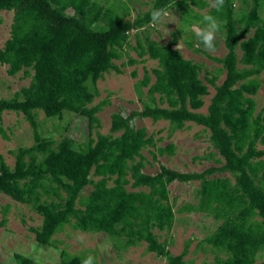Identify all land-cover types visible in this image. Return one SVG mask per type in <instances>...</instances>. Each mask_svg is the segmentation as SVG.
I'll return each mask as SVG.
<instances>
[{
  "label": "trees",
  "instance_id": "1",
  "mask_svg": "<svg viewBox=\"0 0 264 264\" xmlns=\"http://www.w3.org/2000/svg\"><path fill=\"white\" fill-rule=\"evenodd\" d=\"M263 3L225 0L219 13L208 7L206 13L222 24L226 49L220 57L205 54L220 64L223 78L217 84L216 74L207 76L204 71L203 82L202 65L172 48L175 33L165 43L147 33L153 7L179 6L182 22L188 25L203 16L190 5L203 8V0H151L146 10L131 19L124 18L125 7L119 14L105 6L106 0H0V12H12L8 36L0 45V64L6 65L10 76L21 71L29 77L13 97L0 98V114L21 112L33 141L10 151L11 167L0 155V194L40 217L38 226L27 227L36 243L56 247L53 235L69 224L84 233H105L114 247L123 250L143 241L144 251L164 258V264H189L183 258L187 242L173 255L152 230L168 232L172 225L174 210L167 186L173 181H197V204L186 209L219 220L202 239L224 254L216 261L264 264L254 260L264 249V102L255 111L252 97L259 86L257 75L264 71ZM126 49H132L136 58L127 56ZM122 55L126 60L121 66L154 60L152 81L145 71L135 84L139 110L125 116L111 113L108 132L90 136L92 125L98 124L95 113L108 103L101 100L88 106L97 95L96 81L110 70L120 73L113 61ZM130 75L134 77L136 71ZM209 86L213 93L205 112H200ZM37 110L51 122L61 120L64 111L85 118V141L65 136L55 140L39 133L33 112ZM133 118L166 120L169 133L185 122L201 125L222 163L199 172L176 171L162 164L153 174L141 171L145 162L141 150L154 146V140L143 127L131 125ZM171 148L168 144L158 149L171 153ZM223 172L232 183L227 176L210 177ZM84 187H89L86 194L81 193ZM8 209V204L0 205V227ZM12 257L14 264H32L20 253ZM84 257L59 250V264H80Z\"/></svg>",
  "mask_w": 264,
  "mask_h": 264
},
{
  "label": "rangeland",
  "instance_id": "2",
  "mask_svg": "<svg viewBox=\"0 0 264 264\" xmlns=\"http://www.w3.org/2000/svg\"><path fill=\"white\" fill-rule=\"evenodd\" d=\"M95 1L98 3L103 2V0ZM120 1L122 2L121 4ZM203 1L206 2L205 7L197 8L190 5L192 11L199 15L206 14L208 4L207 0ZM235 3V8H237L238 3ZM150 4L151 0H106L105 6H109L119 14L126 8L123 16L126 19H131L136 14L146 10ZM168 8L175 16V23L168 22L163 28L157 29L150 27L147 30L148 37L158 43H165L170 40L172 33H175L174 42L171 45L172 48L178 50L183 58L202 65L199 77L203 82H205L203 74L206 71L207 76L212 73L216 74V83L219 84L223 78V72L218 70L220 64L209 59L205 54L220 57L225 53L222 31L217 34V50L214 53H210L203 48L193 31L196 26H203L201 23L202 18L186 25L182 22L183 16L179 6L177 8L169 6ZM261 9L263 14L264 3ZM11 15V11L0 12V45L8 36ZM167 31L168 33L164 35ZM132 33L130 32L129 34L130 45L134 44ZM187 43L191 46L189 47ZM195 48L199 51H195ZM125 51L127 56L136 58L132 49H126ZM126 55H122L120 59L113 61L121 69L120 73L110 70L96 81L97 95L88 106L94 105L101 100H106L108 103L99 112L95 113L98 124L94 123L92 125L90 136H94L96 132H108L111 113L118 112L125 116L130 110H139L141 108L140 102L136 98L135 84L145 71L150 74L149 83L152 81L153 77L150 69L155 65V61L146 59L133 65H119L121 61L125 62ZM237 55L239 56V51H237ZM5 69L6 65L0 64V98L10 99L18 92L20 87L27 85L29 77L22 76L21 71L10 76L6 74ZM132 70L136 71L134 77L130 75ZM257 80L259 86L256 93L252 96L255 103V111L264 102V71L257 75ZM141 91L144 93L146 87L141 88ZM212 93L213 88L209 86L208 94L203 97V105L198 111L205 112V107ZM18 98L21 97L18 96ZM161 105L165 106V104ZM33 112L37 131L44 136H51L55 140L65 136L77 142L85 141L87 137L86 121L85 118L78 114L64 111L61 120L51 122L48 121V118H44L41 111ZM131 125L135 128L143 127L147 135H151L154 140V146H147L141 150V154L145 158L141 171L145 173H155L159 164L176 171L199 172L208 166H217L222 163V161H217L219 156L210 145L208 131L201 125L185 122L181 129L174 130L171 133H169V124L166 120L152 121L150 118H133ZM32 142L31 127L23 117V114L21 112L2 111L0 114V155L5 164L10 167L13 164V155L10 151L15 150L19 146H28ZM168 144L172 146L171 153L166 151L159 152L158 148H163ZM218 176H227L230 183L233 182L226 172L213 173L210 177ZM197 185V181L190 183L173 181L167 186L168 202L171 203L174 210L172 225L168 232L155 229L152 231L155 233L156 239L167 245V249L173 255L179 254L183 249L184 243L187 242L186 254L183 258L189 264H219L216 258L222 257L224 254L212 249L210 245L202 241L205 236L215 229L219 220L214 219L211 214L195 211L194 209H186V205L195 206L197 204V195L194 192V188ZM127 188L129 189L128 186ZM88 189L89 187H84L81 193L86 194ZM3 204H8L9 209L5 215L6 222L0 227V264H14L13 253H20L31 258L33 245L39 246L41 264H59L60 249H64L69 254L83 255L85 257L92 255L95 257L96 264L165 263L164 258L158 257L152 252H145V242L143 241L123 250L122 248L114 247L112 240L105 233H84L73 229L69 224H64L53 235L52 239L56 247L38 244L32 238L33 235L27 227L38 226L40 217L27 206L17 202L14 203L6 195L0 194V205ZM179 208L180 210L178 211L177 209ZM254 260L256 262L264 261V249L255 254Z\"/></svg>",
  "mask_w": 264,
  "mask_h": 264
},
{
  "label": "clouds",
  "instance_id": "3",
  "mask_svg": "<svg viewBox=\"0 0 264 264\" xmlns=\"http://www.w3.org/2000/svg\"><path fill=\"white\" fill-rule=\"evenodd\" d=\"M207 4L210 9H213L219 13L224 9L225 0H207ZM168 22L175 23V16L170 11V8H165L163 6L153 7L150 12L147 27H151L153 29L163 28ZM201 23L203 25L202 27L196 26L193 29L195 37L206 51L214 53L217 50V34L221 32L222 24L216 16L210 13H206L202 16ZM168 31L165 32L164 35L167 34ZM31 259L33 260V264H41L38 245H33V254ZM80 264H96L95 257L88 255L81 259Z\"/></svg>",
  "mask_w": 264,
  "mask_h": 264
}]
</instances>
